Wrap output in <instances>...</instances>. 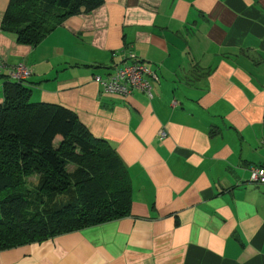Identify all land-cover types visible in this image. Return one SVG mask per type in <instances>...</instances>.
<instances>
[{"label": "crops", "instance_id": "1", "mask_svg": "<svg viewBox=\"0 0 264 264\" xmlns=\"http://www.w3.org/2000/svg\"><path fill=\"white\" fill-rule=\"evenodd\" d=\"M8 4L0 104L25 64L30 102L72 111L106 141L132 204L125 218L0 250V264H264V185L249 182L264 165V0H102L33 47L2 31ZM130 54L155 75L152 97L102 94L94 77Z\"/></svg>", "mask_w": 264, "mask_h": 264}, {"label": "trees", "instance_id": "2", "mask_svg": "<svg viewBox=\"0 0 264 264\" xmlns=\"http://www.w3.org/2000/svg\"><path fill=\"white\" fill-rule=\"evenodd\" d=\"M101 2L9 0L1 29L33 47L67 17L89 13ZM56 138L60 141L54 144ZM131 195L128 171L116 152L94 139L72 111L30 102V90L20 81L4 84L0 250L125 218Z\"/></svg>", "mask_w": 264, "mask_h": 264}, {"label": "built area", "instance_id": "3", "mask_svg": "<svg viewBox=\"0 0 264 264\" xmlns=\"http://www.w3.org/2000/svg\"><path fill=\"white\" fill-rule=\"evenodd\" d=\"M30 74L29 68L23 63L10 68V75L16 81L23 82ZM150 79H155V75L133 54H130L121 66L113 67L106 77H94V81L101 87L102 94L127 97L134 91H140L148 98L152 97ZM165 134L163 130L159 131V138H164ZM249 182L264 185V165L253 166L249 169Z\"/></svg>", "mask_w": 264, "mask_h": 264}, {"label": "rangeland", "instance_id": "4", "mask_svg": "<svg viewBox=\"0 0 264 264\" xmlns=\"http://www.w3.org/2000/svg\"><path fill=\"white\" fill-rule=\"evenodd\" d=\"M73 167H74V165H69L68 166V168L70 169V170H73ZM64 200H66V198H63Z\"/></svg>", "mask_w": 264, "mask_h": 264}]
</instances>
